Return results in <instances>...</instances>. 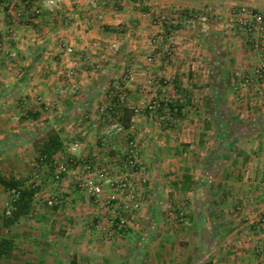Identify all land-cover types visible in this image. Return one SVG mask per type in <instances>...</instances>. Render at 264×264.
Listing matches in <instances>:
<instances>
[{"label":"crops","instance_id":"0c3cea01","mask_svg":"<svg viewBox=\"0 0 264 264\" xmlns=\"http://www.w3.org/2000/svg\"><path fill=\"white\" fill-rule=\"evenodd\" d=\"M242 6L264 14V0H0V168L7 160L13 172H38L42 186H55L58 182H53L49 173H55L56 166L51 163L68 152L81 162L73 171L74 185L90 175L83 162L91 174L107 177L98 200L76 193L72 187L64 190L72 192L70 196L59 201L67 206L64 211L39 212L32 224L25 216L11 225L18 226L10 239L13 259L0 264H226L221 259L205 262L202 256L214 233L235 236L255 232L256 209L264 204V183L258 178L255 157L263 150L264 133L253 131L241 145L237 141L243 135L235 131L225 145L233 151L225 153L238 156L230 162L220 161L215 181L196 180L193 174L201 166L181 162L176 152L179 134L174 130L172 139L166 140L169 149L159 144L157 163L140 168L147 174V181L141 184V199L147 205L156 204L157 199L160 204H174L182 197L181 189H187L185 221L171 227L166 223L167 212L157 215L153 210L140 214L128 210L133 198L129 188L139 182V176L135 169L122 165L118 155L105 156L98 139L99 124L109 120L103 108H115L108 103L107 87L100 81L124 71L118 61L147 64L163 60L158 46L147 50L145 44L173 40L177 47L171 67L188 79L186 86L193 93V110L184 121L192 132L201 124L215 123L217 117L201 115L196 109L204 104L206 111L212 112L210 108L230 106L231 67L264 63V43H259L261 48L256 51L257 40L244 35L234 21ZM170 22L175 31L167 39L164 28ZM136 44L140 45L136 51L121 47L136 49ZM133 72L152 75L141 68ZM156 72L164 75V67ZM129 90L130 96L138 95L137 90L145 93L140 86ZM198 92L205 97L199 99ZM233 102L234 108L241 106L240 101ZM124 108L134 112L127 128L120 123ZM136 112L135 105L128 103L113 119L128 130L134 128L136 117L144 129L140 136L146 131V139L152 138L147 128L150 118ZM218 120L225 123L222 117ZM260 121L258 118L256 123ZM158 130L153 138L163 140ZM51 135L58 137L63 149L46 162L40 150ZM69 139L76 143L73 153L67 148ZM146 141L142 142V160L150 156ZM110 146L115 150L117 141ZM15 179L22 181L18 176ZM116 208L127 210L115 212ZM123 220L126 230L119 227Z\"/></svg>","mask_w":264,"mask_h":264},{"label":"rangeland","instance_id":"374dc122","mask_svg":"<svg viewBox=\"0 0 264 264\" xmlns=\"http://www.w3.org/2000/svg\"><path fill=\"white\" fill-rule=\"evenodd\" d=\"M169 24L170 25H165L163 34L167 39H171L175 31V28L173 27L174 24H171V22ZM241 32L246 35L242 30ZM117 41L121 42V40ZM257 43L259 42L257 41ZM121 44L123 45L122 42ZM260 44H258L257 48H254L256 51L260 50ZM155 46H158L157 49L162 51V54L165 57L163 60L146 61L147 64H144L142 61H134L130 59L125 61H118L117 63H120L118 64V67L124 68V71H122L121 74H117L116 76L109 78L110 80H101V78L98 79L99 81L101 80L100 83H104L107 87L104 91V94L107 95L108 103L115 105V108H113L112 106V111L114 112V114H111L112 111L108 110V108H103L104 112L107 111L109 120L107 119L105 122H102V124H99L100 131L98 132V139L99 141H101V143H103L105 156L108 155V153H114L118 155L120 163L122 165L129 166L133 170L135 169L134 172L136 171V173H138L137 176H139V182H133V187H131V189L129 188V191L131 192L130 194H132L133 198L128 210L130 211L131 209L133 213L139 214L142 213V211L145 212L148 210H153L152 212L156 213L157 215L167 212L169 215L166 217V219H168L166 223L169 225L170 217H173L172 215H174L180 205H182V210L184 212V220L182 222L184 223L187 213L188 198L186 196V192L188 190L182 188L180 193L182 197L180 199H177L174 204H160L159 202H161V199H157L159 201L156 204L147 205L146 203H143L141 199V193H143V191H141V184H144V182L142 181H147V174L146 172H143V169L140 170V168L145 164L157 163L158 160H156V155L161 147L159 144H163V149H169L170 146L168 147L167 145L169 142L166 140L168 139V137H171V133L174 130L175 133L179 134V136H176V141H178L176 142V152L180 155L179 158L181 162L185 164L191 163L196 166H201V168L198 169L199 171L193 174L196 180L201 177L204 181L218 180L219 171H217V167L219 166L220 161H222L223 159H227L228 162H230L238 156L229 154L227 155L225 153L227 151L228 153L233 151L225 147V145L229 143L235 136L233 133L237 131L238 134L241 133L243 135V137L238 136L240 137V139L237 142H240L241 145L247 142L244 137L249 136L253 131L259 130V132L264 133V108L259 107L264 106V83L263 85H260L258 87L247 86V84H245V86H242L244 84V81H242L243 79L238 81L235 77V73H241V76L246 74L248 75V73H250L255 67L262 64H258L250 68H241L240 66H237L235 69H233V67H231L230 72L232 73L233 80H231V82L233 84V87L232 92L229 93L228 97V100H230L228 101L230 106H222L221 108L215 109L210 108L212 112L206 111L207 107L203 106L204 104L200 106V108H197L196 111L198 110L201 115L207 113L208 115L215 116V119L217 117V120H215V123L209 125L201 124L199 127H197L198 130L196 132H192V127L189 124H186L184 118H187V116L191 114L193 110V107L190 103V96H192L193 93L189 91L188 87L186 86L188 85V79L177 75V73L173 70V66L171 67V57H173L177 45L173 42V40L158 44H145L147 50H151V48ZM121 47H125L126 51H136L139 49L138 47H140V45L136 44V49H133L132 45ZM116 54H118V52H116ZM162 67H164V75L156 72V70L161 69ZM138 68H141L144 71L148 70L149 73L151 71L152 75L148 76L147 74H144V76H140L137 75V73L134 74L133 71L137 70ZM183 69L184 72L182 73H185L187 71V67ZM135 86L142 87L145 93H138L137 90L138 95L130 96L129 88ZM183 86L186 87L184 88ZM197 94L199 99L205 97L201 92H198ZM26 99L27 97L25 96V100ZM234 100L240 101L241 106H237L234 108ZM128 103H133L135 105V110L137 111L135 115L150 118V121H148L147 123V128L149 132H152L150 134L152 138L146 139V136H144L145 134H147L146 131L144 132L145 134H143L142 137L140 136L141 132L144 129L142 124L138 123V119L136 117L133 122L134 128L128 130H125L122 127L120 128L117 120L115 121L113 119V117L116 115V112L128 105ZM171 104L179 105L180 107H182V114L180 116L172 115L170 113L169 105ZM24 115H26V112L24 113ZM221 117L225 121L224 124L220 123L218 120L221 119ZM258 118L262 121H260L259 124L256 123V120ZM156 128L160 129L158 130V135L159 137L161 135V137H163V140H160V138H153V135H156ZM222 128L224 130L223 133L220 132V129ZM160 131L162 133H160ZM221 135H223L224 138ZM71 140L72 139H69L67 145V148L70 149L69 153H73L74 151L72 149L74 143H72ZM145 140H147L146 143H148L145 148L149 149L148 154L150 155L146 159H150V162L144 158L143 159L145 161L140 158L142 142ZM114 141H117V150H111L112 146L110 145H112ZM221 148H224L226 150L221 152L219 150ZM153 156L155 157V160L153 159ZM5 158L8 159L7 156ZM247 158L248 157H246L245 159ZM59 160L61 159L58 158L57 160H53L51 165H55L57 168L60 162ZM3 161L5 165L3 169L0 168L1 179H15V177L18 176L19 179L21 178L22 180V185H25L26 187L33 186L35 189H37V193L35 194L32 201V210L30 211L28 216H26V219L30 220L28 221V223L30 224L34 222V217H36L39 212L46 213L49 211L53 212L54 210H56L55 212L64 211L67 206H64V203H60L59 201H62L67 196L69 197L72 193L71 192L70 194H68L64 190L70 191L71 188L74 187L73 190L76 193H85L87 197L92 199V197L79 186L81 181L77 182V184L74 185L77 180L73 179L75 177L73 171L77 164L81 162L80 160L77 161L76 158L73 155L68 154V152L61 160V163L67 168V172L60 176L59 179L55 178V173H49V176H51V180L56 183L58 182L56 185L54 184L55 186H42V178H38L40 177L41 173L39 174L38 172H35V175H33L32 172H28L27 170L18 173L13 172L12 170H10L11 164H7V160ZM255 161L258 162L257 167H259L260 169V176L258 178L260 179L261 183H264V147L263 150L260 151L259 155H256ZM163 162H166V160ZM103 164H106V162H103ZM203 166H206L207 169L204 170L202 168ZM59 189L63 191H58ZM50 191H54L55 194H50ZM201 193L203 194V190H201ZM12 195V192L5 191L0 186V238L8 240L14 239L12 238L14 237V232L18 229V226H4V218L6 215L5 211L8 204L13 199ZM48 201H52L54 204L52 206H49L47 204ZM146 206H148L149 208H147ZM212 206L215 207V205ZM123 210L125 211L127 210V208H124L122 210L116 208L114 211L122 212ZM257 210H259V212L258 216L256 217L257 219L254 222L255 232L251 233L250 231H248L249 234H244L242 232L241 234L235 236H222L219 235V233H214V235L209 238V242L206 245L207 247L205 248L204 255L202 256L203 260L205 259L206 262L209 260L213 261L215 259H221V263L223 262L226 264H264V204L261 205L259 209L257 208L256 212ZM123 222L125 224V228H121V230H126L127 223L125 220H123ZM17 223L15 224L17 225ZM120 223L121 221H119V224ZM22 226L23 225L19 227ZM169 226L172 227L173 225L170 224ZM144 238L146 239L147 237ZM212 246L213 252L212 250H209V247ZM206 249L209 251H207ZM11 252L12 246L10 248V254L8 256H0V261H5L6 263L8 261H11L13 259Z\"/></svg>","mask_w":264,"mask_h":264},{"label":"built area","instance_id":"2783aa9c","mask_svg":"<svg viewBox=\"0 0 264 264\" xmlns=\"http://www.w3.org/2000/svg\"><path fill=\"white\" fill-rule=\"evenodd\" d=\"M203 20V18H202ZM235 23L236 25L248 36L254 37L259 43H264V14L253 10L248 6H242L235 13ZM172 24V23H171ZM259 43H255V48L258 47ZM235 77L238 81L243 79L244 84L242 86H255L258 87L264 83V64L255 67L248 75H242L241 73H235ZM249 83V84H248ZM262 83V84H261ZM76 147V143L73 145V150ZM84 169L90 175L84 178L79 186L84 189V191L90 195L92 198L98 200L103 193V185L106 180V176L102 173L91 174L89 172L90 168L87 162H83ZM67 172V168L63 164H59L55 171V178L59 179L60 176ZM112 186V183H109ZM13 193V192H12ZM47 204L52 206L54 203L48 201ZM8 215L9 212H6ZM28 216V215H27ZM170 217V224L177 227L181 225L184 220V212L182 210V205H180L177 211ZM120 229L125 228L124 222L120 223Z\"/></svg>","mask_w":264,"mask_h":264},{"label":"trees","instance_id":"16d2710c","mask_svg":"<svg viewBox=\"0 0 264 264\" xmlns=\"http://www.w3.org/2000/svg\"><path fill=\"white\" fill-rule=\"evenodd\" d=\"M169 110L172 115L180 116L182 114V107L179 105L171 104L169 105ZM133 115V110L126 108L122 109V117L120 118L121 125L125 128L129 127L130 119ZM62 149L63 146L58 137L51 135L48 141L42 144L40 157L42 160L50 162L52 157ZM0 186L5 191L13 192V199L8 204L5 211V214L6 212H9V214H6L4 218V226L9 227L30 213L32 210V201L37 193V189L34 187H24L20 181L13 178L7 180L0 178ZM11 246L12 242L10 240L0 238V256H8Z\"/></svg>","mask_w":264,"mask_h":264}]
</instances>
